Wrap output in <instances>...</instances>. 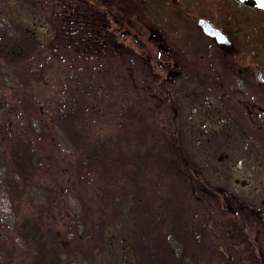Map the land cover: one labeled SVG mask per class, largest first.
<instances>
[{
  "label": "rangeland",
  "instance_id": "rangeland-1",
  "mask_svg": "<svg viewBox=\"0 0 264 264\" xmlns=\"http://www.w3.org/2000/svg\"><path fill=\"white\" fill-rule=\"evenodd\" d=\"M125 1L128 20H151L150 15L144 16L139 10L156 0ZM168 1L172 9L176 3ZM182 1L189 3L178 0L179 4ZM193 2L196 7L207 8V14L217 21L225 20L238 26L236 37L241 42L249 44L251 38L259 42L260 55L264 59V19L259 28L250 19H241V14L246 17L255 14L236 0ZM29 5V0H0V22L3 24L0 26V154L11 162L13 143L20 142L18 147L23 148L27 142L30 150L39 156L38 163L47 167L43 166L36 175L38 185L35 184V188L43 192V203L32 202L24 189L21 196L13 188L9 190L16 200L18 222L15 228L0 214V251L7 263L35 264L33 256L18 242L23 236L18 228L26 216H34L60 248L83 255L79 247L88 253L87 246L91 245L98 264H124L123 240L132 223L129 213L134 207L140 209L150 203L153 205L148 206L154 208L158 220H149L145 228L146 219L142 218L138 239L143 242L146 231L150 236L161 233L165 247L160 244L158 249L169 253L171 246L167 238L174 234L183 246L181 254L170 248L176 264H195V260L197 264H207V259L211 260L209 264H264V251L258 247L260 243L262 248L264 239L259 240L257 232V227L262 228L259 219L264 218V204L257 198V207L249 206L255 211L261 209L258 214L248 208L240 209L233 197L243 191L241 179L255 178L251 168L253 158L249 156L241 164L243 141L249 136L239 123L223 120L224 112L216 91L211 93V104L207 103L210 122L200 123L198 118L204 116L200 111L204 107L200 105L199 109V103L207 90L204 66L199 68L200 74L173 77L172 59L162 61L154 56L153 60L146 61L135 56L124 57L125 48L103 43L96 29L85 23L74 29L64 28V13L33 10ZM148 11L156 20H167L151 8ZM177 17L187 26L188 18L182 13H177ZM189 26L180 32L187 35V31L196 46L202 47L209 42L196 24L191 22ZM90 29L96 37L93 32L89 34ZM220 77L214 75L216 87L223 82ZM86 88L88 101L81 104L76 114L78 122L68 128L79 126L88 139L105 142L120 136L125 141L123 149L126 152L133 155L145 152L143 154L148 156L143 159L144 165L136 170L137 184L125 181L120 175L121 166L110 163L112 152L106 166L90 170L82 163V152L67 143L69 133L65 135L58 110L68 103L69 97L85 100L83 91ZM194 88L198 89L194 91ZM177 91L180 116L188 109L194 110L193 107L199 110L192 113V123L180 118L181 145L174 150V157L172 151L163 156L161 134L169 129H162L160 124L167 122L174 132L171 125H175L173 105L179 96L175 97ZM141 113L145 116L143 119L139 117ZM34 118L40 123L37 124L39 130L32 125ZM247 147L251 151V144ZM182 153L186 157H182ZM260 159L264 161V157ZM127 163L134 169V165ZM262 166L255 167L257 178L253 183L249 181L250 184L257 180L264 183V164ZM115 175H119V179H115ZM127 186L131 187L128 188L130 193L120 201L116 199L117 203L112 201L111 193L123 194L127 189L120 190ZM261 189L264 191V186ZM133 197L140 199L141 204ZM77 204L84 212L82 222L87 235L79 232L78 225L73 222L77 218ZM207 212L212 219L208 229ZM242 216L247 220L243 226L240 224ZM204 240L207 245L201 248ZM142 248L141 245L140 250ZM187 257L189 261L186 262Z\"/></svg>",
  "mask_w": 264,
  "mask_h": 264
},
{
  "label": "flooded vegetation",
  "instance_id": "flooded-vegetation-1",
  "mask_svg": "<svg viewBox=\"0 0 264 264\" xmlns=\"http://www.w3.org/2000/svg\"><path fill=\"white\" fill-rule=\"evenodd\" d=\"M29 1V6L33 10L64 13L65 19L64 21L62 19L64 28L74 29L78 28V25L85 23L90 28L96 29L97 37L103 43L112 47L122 45L126 51L122 53L124 57L132 58L135 56L146 61L153 60L154 56L162 61L172 59L174 61L173 77L183 74L186 77L192 76L193 73L200 74L202 70L199 68L204 66L203 73L205 82H207V90L203 99H201L203 101L199 103V107L200 105L204 107L202 109L201 107L199 108L204 116L198 119L201 124L210 122L207 119V103L211 104L213 98L211 93L216 91L220 97L221 110L224 112L223 120H229L232 124L239 123L240 128L249 136L246 141H243L241 164L243 165L249 156L253 158L254 164L251 165V168H253L252 172L255 174V178L252 177L253 179L249 181L253 183L256 180L257 170L254 169H256L255 167L258 164L261 167L264 164V161L260 159L261 156L264 157V59L260 55L261 47L259 42L254 41L253 38H251L249 44L241 42L236 37L238 26L225 20L217 21L212 15L207 14V8L196 7L194 0H188L189 3L182 1L180 4L178 0H174L176 5L172 9L168 0H156L152 5L145 4V8H140L139 12L143 13L144 16L150 15L151 20L134 22L127 18L128 12L126 8L128 6L124 5L125 0ZM236 3L241 4L247 10H252L255 15L260 14L259 16L262 15L264 17L263 9L239 0ZM148 8H151L158 15L165 16L167 20H156L148 11ZM177 13H182L185 19L188 18L186 21L187 26L179 22ZM232 14L237 16L235 12ZM200 17L208 18L214 25L219 27L227 34L230 42H219L216 37L206 34L198 24ZM191 22L193 25L196 24L199 30L209 39V42H206L202 47L196 46L194 38L189 36L187 31L185 32L187 35L181 33L182 29L190 28L189 23ZM1 25H3L2 22H0ZM257 27L259 28V26ZM93 37H96L94 32ZM244 53H246L245 56L247 57L244 56ZM244 61L246 62L245 66ZM197 63L198 67L196 68ZM214 75L215 77L221 76L222 78H220L223 79L219 87L213 85ZM197 80L200 81L199 79ZM215 87L219 89L216 90ZM197 89L194 88V91ZM177 95L179 96L175 101L176 104L173 105L175 115H173V122L176 125L175 132L180 137V118L184 122L192 123L194 120L192 113L194 110L199 109L198 107H193L194 110L188 109L186 114L184 113V115L180 116V107L178 105L180 94L178 91L175 97ZM248 140L251 141L247 143ZM250 144L252 147L250 148L251 151L247 147ZM244 168L246 169V165ZM226 179L227 177L225 176ZM249 181L246 178L241 179L239 183L240 189L243 191L241 194H234L233 197L237 201L235 205L239 204L240 209L248 208L255 211L253 207L249 206L255 205L257 207V198H260L261 203L264 204V191L261 189L264 183L257 180V183L250 184ZM225 194L227 193L225 192ZM257 209L255 213L260 214L261 209ZM242 223L244 222L242 221Z\"/></svg>",
  "mask_w": 264,
  "mask_h": 264
},
{
  "label": "trees",
  "instance_id": "trees-1",
  "mask_svg": "<svg viewBox=\"0 0 264 264\" xmlns=\"http://www.w3.org/2000/svg\"><path fill=\"white\" fill-rule=\"evenodd\" d=\"M237 2V0H236ZM260 15V14H259ZM248 15L249 17L239 15V17L245 18L247 20L250 19V21H253L254 24L257 26L262 25V21L264 17L261 15ZM237 17V16H235ZM252 19V20H251ZM92 29H90L89 34L92 33ZM88 88H86L83 93L85 100H82L79 97H69L68 103L63 105L58 110L59 117L61 118V124L64 127L65 135L67 134V131L69 133V138H67V143L73 144L79 151L82 152V163L85 166V168L90 170H100L102 167L106 166L107 158L110 156V153L112 152V156L110 159L111 164H117L120 165L121 168L119 170H122V173H120L121 177L129 182L133 183L134 185L137 184V173L136 170L138 168H141L142 165H144V158L147 157V154H138L136 153L130 154L128 151L124 150V143L123 139L120 136L117 137H111L105 142V140L100 139H88L87 134L81 130L79 126L77 128H68L71 124L75 125L78 121L76 120V114L79 112V108L81 107V104H86L88 100L87 94ZM80 114V113H79ZM69 117V118H67ZM142 119L145 117L143 113L140 114ZM163 118V117H162ZM32 125L35 127L36 130H39L40 123L34 118L32 120ZM160 125H162V129H169L165 130L164 133L162 132L161 138L164 140V142L161 145L160 151L163 154V156H166L167 154H171L174 157L173 154L174 150L177 149L181 145L180 137L176 134V125L174 126V132L172 131V128L169 126L167 122H162ZM123 136V135H122ZM11 139H15L14 137H11ZM19 140V139H18ZM26 147L19 148L18 145H20V142L13 143L12 147H14L12 155H11V162L7 160L2 153L0 154V214L6 219V221L12 225L13 227H17L18 222V216L15 212L16 207V200L13 196L10 195L9 190L13 188L16 191L17 195H20V192L24 189L25 193L28 195L29 199L32 202L37 203H43V192L41 190H36L35 184L38 182L36 181V175L39 173V171L43 168V166L47 167L46 165H42V163H38L39 156L36 155L33 151L30 150L29 144L27 142H24ZM129 145V142H126ZM71 148L72 150H75L76 148ZM171 147V148H170ZM122 148V149H121ZM25 149V150H22ZM28 151H27V150ZM172 149V150H170ZM176 151V150H175ZM29 152L28 157H26V154ZM150 153V152H149ZM2 155V157H1ZM179 155V154H178ZM143 156V157H142ZM182 157H186L183 153L181 154ZM142 157V158H141ZM2 158V159H1ZM28 158V159H27ZM141 158V159H140ZM5 160V161H4ZM134 165V169L129 168V165ZM119 173V171H118ZM129 173V174H128ZM35 178V180H34ZM115 179H119V175H115ZM38 185V184H37ZM128 188L131 187H124L120 191H127L123 194L119 192V195L117 197L116 193H111L112 201L115 203L118 202L120 198H124L127 194L130 193L128 191ZM23 191V192H24ZM119 191V190H118ZM116 191V192H118ZM21 192V194L23 193ZM21 196V195H20ZM140 198V197H139ZM48 199V198H47ZM118 199L117 201H115ZM133 200L136 202H139L141 204V200L136 199V197H133ZM120 201V200H119ZM149 201H146L148 203ZM143 203V202H142ZM144 204V203H143ZM153 205L148 203L146 206H142L143 208L138 209L137 207H134L130 213L129 218L131 220V225L127 229L128 234L125 235L124 238V250H125V257H124V264H176L175 263V257L173 256V253L171 252L172 248L177 250V254L182 253V245L176 240V237L174 234L168 236V245H170L171 249L169 248L167 253L166 251H161L158 249V245H163L165 247V242L162 240L161 233H157L156 235H149L148 232H144V236H142L143 242L138 239L139 237V231L142 228L141 226V220L142 218L146 219V226L148 225V222L151 219H157L155 215ZM140 207V206H139ZM76 212L77 218L73 220L75 224L78 225V231L83 232L86 234V231L84 229V224L82 222V215L84 214L81 207L78 208V204L76 205ZM82 211H81V210ZM142 210V213H140ZM86 213V212H85ZM207 229L210 225V222H212L210 213L207 212ZM25 222L20 226L19 231L23 235L22 237L18 238V242L20 246H24L27 250V253L33 256L34 263L35 264H98L97 263V255L94 247L91 245L87 246L88 253H85L83 247H79L83 251V255H77L76 253L70 252L68 249H62L60 248L58 242L56 240H51L49 238V235L45 233V230L42 229L41 223L36 221L34 216L25 217ZM245 217L241 218L242 221H240L241 225L246 224ZM161 220V219H160ZM262 223L259 226H262L261 229L257 227V232L260 235L259 240L264 239V218L259 219ZM86 221V217H85ZM256 224L258 225V219L254 220ZM238 225L240 228H243L241 225ZM238 226L236 227L238 229ZM82 227V228H81ZM253 227V225H252ZM202 230V229H201ZM208 231V230H207ZM247 232V231H245ZM244 232V233H245ZM254 232V231H251ZM256 232V233H257ZM173 233V232H172ZM263 233V234H262ZM87 235V234H86ZM204 236V235H202ZM22 238L25 239L26 242L22 240ZM24 243H27L24 244ZM257 245V243L255 242ZM142 245V250H140V246ZM207 245V241L204 240L201 244V248L205 247ZM264 246V245H263ZM260 246V243L258 247L264 251V247ZM164 255H166L164 257ZM189 261L188 257L186 262ZM211 260L207 259V264H209ZM0 264H8L3 253L0 251ZM27 264H32L31 262ZM184 264V263H182ZM192 264V263H190ZM195 264H197L195 260Z\"/></svg>",
  "mask_w": 264,
  "mask_h": 264
},
{
  "label": "water",
  "instance_id": "water-1",
  "mask_svg": "<svg viewBox=\"0 0 264 264\" xmlns=\"http://www.w3.org/2000/svg\"><path fill=\"white\" fill-rule=\"evenodd\" d=\"M248 4H252L264 10L261 0H239ZM198 24L203 28L204 32L210 36L216 37L219 42H230L229 37L219 27L214 25L208 18L200 17ZM262 74V72H260Z\"/></svg>",
  "mask_w": 264,
  "mask_h": 264
},
{
  "label": "snow or ice",
  "instance_id": "snow-or-ice-1",
  "mask_svg": "<svg viewBox=\"0 0 264 264\" xmlns=\"http://www.w3.org/2000/svg\"><path fill=\"white\" fill-rule=\"evenodd\" d=\"M262 5H264V0H261Z\"/></svg>",
  "mask_w": 264,
  "mask_h": 264
}]
</instances>
